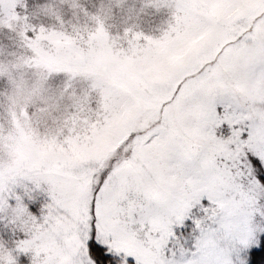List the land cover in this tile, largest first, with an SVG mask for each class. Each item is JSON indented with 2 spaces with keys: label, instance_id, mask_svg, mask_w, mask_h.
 Masks as SVG:
<instances>
[{
  "label": "rangeland",
  "instance_id": "obj_1",
  "mask_svg": "<svg viewBox=\"0 0 264 264\" xmlns=\"http://www.w3.org/2000/svg\"><path fill=\"white\" fill-rule=\"evenodd\" d=\"M263 237L264 0H0V264Z\"/></svg>",
  "mask_w": 264,
  "mask_h": 264
},
{
  "label": "trees",
  "instance_id": "obj_2",
  "mask_svg": "<svg viewBox=\"0 0 264 264\" xmlns=\"http://www.w3.org/2000/svg\"><path fill=\"white\" fill-rule=\"evenodd\" d=\"M98 251L95 254L99 256L100 251ZM248 264H264V237L259 248L250 253Z\"/></svg>",
  "mask_w": 264,
  "mask_h": 264
}]
</instances>
